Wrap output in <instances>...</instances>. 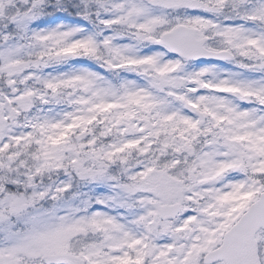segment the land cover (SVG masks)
Returning <instances> with one entry per match:
<instances>
[{"label":"snow or ice","instance_id":"1","mask_svg":"<svg viewBox=\"0 0 264 264\" xmlns=\"http://www.w3.org/2000/svg\"><path fill=\"white\" fill-rule=\"evenodd\" d=\"M0 264H264V0H0Z\"/></svg>","mask_w":264,"mask_h":264}]
</instances>
